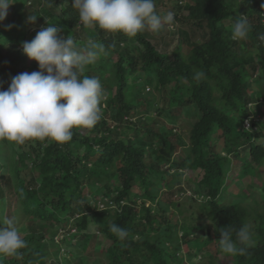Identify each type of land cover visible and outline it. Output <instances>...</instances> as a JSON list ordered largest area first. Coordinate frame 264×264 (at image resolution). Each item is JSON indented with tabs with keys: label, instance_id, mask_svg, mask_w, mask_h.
I'll use <instances>...</instances> for the list:
<instances>
[{
	"label": "trees",
	"instance_id": "16d2710c",
	"mask_svg": "<svg viewBox=\"0 0 264 264\" xmlns=\"http://www.w3.org/2000/svg\"><path fill=\"white\" fill-rule=\"evenodd\" d=\"M173 1L168 6L154 0L158 14L172 11L180 24L171 51L159 49L149 30L130 37L80 25L72 0H25L24 6L8 7L0 23V90L17 74L40 70L21 45L43 27L60 28L78 47L101 42L108 55L83 73L91 77L95 71L104 88L102 118L94 127L73 129V139L63 144L30 140L17 152L14 143L12 154L0 146V218H13L26 242L18 254L0 257V264H47L56 227L77 215L73 224L83 239L99 225L109 240L106 260L97 264H183L182 240L191 246L204 235L220 254L219 229L242 224L252 233L245 252L219 264H264V42L258 38L264 34V0ZM240 14L251 28L246 39L233 40ZM198 71L205 73L199 80ZM140 111L144 120L131 123ZM154 112L169 119L166 129L149 125ZM180 122L186 134L179 132ZM125 128L133 129L132 137ZM186 170L202 173L198 180L187 174L194 192L189 199L199 213L180 218L176 197L186 191ZM112 223L127 230L124 240L109 231ZM65 244L79 260L83 244Z\"/></svg>",
	"mask_w": 264,
	"mask_h": 264
},
{
	"label": "clouds",
	"instance_id": "9594fccd",
	"mask_svg": "<svg viewBox=\"0 0 264 264\" xmlns=\"http://www.w3.org/2000/svg\"><path fill=\"white\" fill-rule=\"evenodd\" d=\"M11 3L12 0H0V23L5 20ZM72 6L78 10L80 25H97L106 32L124 33L130 37L144 30L158 33L165 25L171 30L175 23V13L158 14L154 0H72ZM36 18L29 16L28 20L35 22ZM5 27L10 29L12 25ZM250 28L247 15H237L231 38L246 39ZM258 38L264 42V34ZM21 48L26 57L38 63L40 70L17 74L11 78L7 90H0V140L22 145L30 140L47 139L63 144L73 139V129L94 127L102 118L100 103L104 88L97 77L83 73L88 65L108 55L106 45L89 40L85 46L78 47L72 38L62 34L60 28L50 25L41 28L31 41L22 42ZM204 75L203 71H198L194 78L199 80ZM99 207L103 206L100 204ZM76 217L55 229L54 247L58 253L60 245L61 254H67L60 257L62 264H66L65 258L71 261L73 256L65 242L76 246L83 240L79 227L73 224ZM0 225H3L0 227V257L18 254L26 242L14 219L0 218ZM109 231L120 240L128 236L127 230L116 223L109 225ZM219 231V248L225 254H242L251 241L248 224ZM56 261L60 264L58 259ZM52 264H56L54 260Z\"/></svg>",
	"mask_w": 264,
	"mask_h": 264
},
{
	"label": "rangeland",
	"instance_id": "374dc122",
	"mask_svg": "<svg viewBox=\"0 0 264 264\" xmlns=\"http://www.w3.org/2000/svg\"><path fill=\"white\" fill-rule=\"evenodd\" d=\"M163 3L162 4H167L168 6L175 4V2L173 0H162ZM13 3H11L9 6L16 8V7H21L24 6L25 4V0H14L12 1ZM30 5V3L26 4V6ZM183 5V4H182ZM167 6V7H168ZM161 15H165L166 13H164L162 10H160ZM174 26L173 28L170 30L168 28L167 25H165L158 33H154L152 31L149 30L150 32V38L152 40L153 43H155L159 49L161 50H166L168 49L169 51L173 50L177 45H178V40H179V33H178V29H180V24L179 22H177V20H175ZM168 42L169 45H166L165 42ZM91 73V72H90ZM92 74L94 76L97 75V73L95 71H92ZM98 76V75H97ZM151 87V93L154 94V89L152 86ZM145 89V91L143 90ZM140 92H142L143 95L147 94L148 89L145 87H141L140 86ZM164 105L163 103H160V105H157V107L159 108V106ZM135 116H133L134 118L130 121L131 123L137 125L140 124V120H144V117L146 116L145 114H142V112H138L137 114H134ZM253 116H250L249 119H246L245 123L246 126L249 127L251 125V121L253 120ZM153 117H155L154 120L150 119H146L149 121V125H151L153 128H158L159 124H162L161 126H159V128L162 129H166V127L169 125L168 122L170 123L169 119L167 117L164 116H160L158 114H156V112L153 113ZM168 121V122H167ZM181 124V122H180ZM179 132L186 134L187 132V127H185L183 124H181L179 126ZM125 133H128L131 137L133 134V129L128 130V129H124ZM12 144H14V142H9L7 140H0V146H4L5 148H7L9 150V152L12 154L13 153V149H12ZM222 144V139H220L218 141V148H220L219 146H221ZM28 145H26L27 147ZM22 148L23 145H18L15 143L14 145V149L17 152H22ZM15 156V155H14ZM242 159V158H240ZM146 162H149L148 159H146ZM187 174H192L193 178L198 180L200 179L202 176V173L197 170V171H189L186 170L185 171V175L183 176V179L185 181V187L187 189L185 194H181L180 196L176 197V201H180V205L182 206V213H179L177 211V213H179L180 218H182L184 215H186L187 217H191L193 212H197L199 213V210L197 209V204H193L194 202L191 201L189 199V197L191 196V194H193V190L192 188H190V185L187 182ZM231 179L237 180V176L235 174H232ZM235 189V185L230 186V190H234ZM135 190L137 191V187L135 186ZM8 199L10 200V197H8ZM174 199V196H173ZM191 204H193V206H191ZM1 210V207H0ZM0 213H2L0 211ZM26 227V221H24V225L23 228ZM24 230V229H23ZM25 231V230H24ZM89 231L93 234L91 238L89 239H83L81 242L84 244V246L81 248L82 251L79 253L78 257L79 260L75 259V257H71V261L69 263H73V264H97L98 261L97 259H99L100 261H105V257L103 252L106 250V248L109 247V240L101 233V228L99 225H92L89 229ZM206 231V228L201 227V231L202 233H204ZM48 238L49 235H46ZM180 241V238L178 237V234H176V243H178ZM64 246V243H63ZM54 246L50 247V255H48V260H47V264H52L53 260L56 264H58V262L56 261V259H58L59 263L62 264L60 262V257H64L66 254V252H64L63 254H61V249H60V245L58 246L59 248V252L57 253V247H55L53 249ZM100 250V251H99ZM218 248L215 244L212 245H208L207 244V236L204 235L202 238H197V240H192L191 242V246H187V244L184 242V239L182 240L181 244H180V249H178V252L181 254L182 257H180V259L182 261L185 260V262L183 264H219L220 262H222V260H224L225 256L228 258H232L233 254H225L221 251L220 254H218L217 251ZM66 251V250H65ZM213 255H216V258H213ZM57 257V258H56ZM59 257V258H58ZM192 262H191V259ZM191 262V263H190ZM65 264V263H63ZM105 264V263H104Z\"/></svg>",
	"mask_w": 264,
	"mask_h": 264
}]
</instances>
